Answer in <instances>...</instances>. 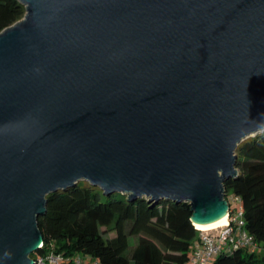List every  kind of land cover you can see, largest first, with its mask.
I'll use <instances>...</instances> for the list:
<instances>
[{
  "label": "water",
  "instance_id": "water-1",
  "mask_svg": "<svg viewBox=\"0 0 264 264\" xmlns=\"http://www.w3.org/2000/svg\"><path fill=\"white\" fill-rule=\"evenodd\" d=\"M0 31V264H35L47 194L87 180L230 213L264 129V0H20Z\"/></svg>",
  "mask_w": 264,
  "mask_h": 264
},
{
  "label": "trees",
  "instance_id": "trees-1",
  "mask_svg": "<svg viewBox=\"0 0 264 264\" xmlns=\"http://www.w3.org/2000/svg\"><path fill=\"white\" fill-rule=\"evenodd\" d=\"M25 11L20 0H0V31ZM236 154L238 173L224 181L226 197L233 193L240 201L242 226L257 245L223 249L212 264H264V130L244 138ZM126 196L84 179L48 193L47 211L38 216L44 245L31 255L61 253L60 264H189L202 243L190 202Z\"/></svg>",
  "mask_w": 264,
  "mask_h": 264
},
{
  "label": "built area",
  "instance_id": "built-area-1",
  "mask_svg": "<svg viewBox=\"0 0 264 264\" xmlns=\"http://www.w3.org/2000/svg\"><path fill=\"white\" fill-rule=\"evenodd\" d=\"M228 218V223L220 226V228L201 229L202 243L194 248L189 264H209L215 254L223 249H232L242 245H253V247L257 245V242L242 226L244 224L242 206L232 216L230 204ZM43 245L44 241L41 242V247ZM34 258L35 264H60L64 256L61 253L49 252L47 255H38Z\"/></svg>",
  "mask_w": 264,
  "mask_h": 264
},
{
  "label": "bare ground",
  "instance_id": "bare-ground-1",
  "mask_svg": "<svg viewBox=\"0 0 264 264\" xmlns=\"http://www.w3.org/2000/svg\"><path fill=\"white\" fill-rule=\"evenodd\" d=\"M229 218H228V213H226L225 216L219 218L218 220L209 222V223H197L196 226L200 229L203 230H207V229H212V228H216V227H220L222 225H225L226 223H228Z\"/></svg>",
  "mask_w": 264,
  "mask_h": 264
},
{
  "label": "rangeland",
  "instance_id": "rangeland-1",
  "mask_svg": "<svg viewBox=\"0 0 264 264\" xmlns=\"http://www.w3.org/2000/svg\"><path fill=\"white\" fill-rule=\"evenodd\" d=\"M264 130V129H262ZM261 130V131H262ZM230 202H231V207L235 210V213H237L240 210L241 207V203L240 201L234 196V194H230ZM220 228V227H219ZM257 251H262L261 250V245L257 247ZM83 256V255H82ZM217 256V254H215L214 258ZM83 258L85 259V261H89V257H85L83 256ZM213 259L210 261L209 264H212Z\"/></svg>",
  "mask_w": 264,
  "mask_h": 264
}]
</instances>
